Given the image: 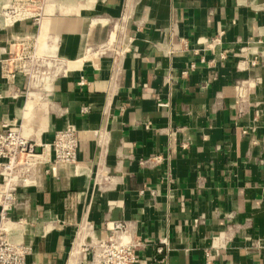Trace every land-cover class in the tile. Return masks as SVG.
Here are the masks:
<instances>
[{"label":"crops","instance_id":"obj_1","mask_svg":"<svg viewBox=\"0 0 264 264\" xmlns=\"http://www.w3.org/2000/svg\"><path fill=\"white\" fill-rule=\"evenodd\" d=\"M14 4L0 129L38 152L69 125L79 140L75 164L50 154L17 181L7 237L27 263L92 264L126 239L136 264H264V0H35L5 17ZM17 39L40 59L11 78Z\"/></svg>","mask_w":264,"mask_h":264},{"label":"built area","instance_id":"obj_2","mask_svg":"<svg viewBox=\"0 0 264 264\" xmlns=\"http://www.w3.org/2000/svg\"><path fill=\"white\" fill-rule=\"evenodd\" d=\"M35 0L21 5L14 0V6L4 9V15L14 18L21 10L28 11ZM27 14V13H26ZM37 39H17L10 45V55L3 62L6 76L15 78L18 72L32 71V66L40 59ZM84 80L82 81V83ZM79 140L76 129L69 125L56 132L53 141L37 151V144L25 135L21 127L4 125L0 129V264H28L30 247L24 243L13 242L7 237V221L12 209L17 181L28 166L50 158L55 163L75 164L78 160ZM27 182L26 177H22ZM3 223V224H2ZM112 231L123 232L126 225L122 221L114 222ZM138 243L130 240L103 239L93 247L92 264H136ZM89 250V247L84 248Z\"/></svg>","mask_w":264,"mask_h":264},{"label":"bare ground","instance_id":"obj_3","mask_svg":"<svg viewBox=\"0 0 264 264\" xmlns=\"http://www.w3.org/2000/svg\"><path fill=\"white\" fill-rule=\"evenodd\" d=\"M30 0H15V2L17 3V4H21V5H23V4H25V3H27V2H29Z\"/></svg>","mask_w":264,"mask_h":264},{"label":"rangeland","instance_id":"obj_4","mask_svg":"<svg viewBox=\"0 0 264 264\" xmlns=\"http://www.w3.org/2000/svg\"><path fill=\"white\" fill-rule=\"evenodd\" d=\"M33 91H35V89H34ZM33 104H34V103H33Z\"/></svg>","mask_w":264,"mask_h":264}]
</instances>
